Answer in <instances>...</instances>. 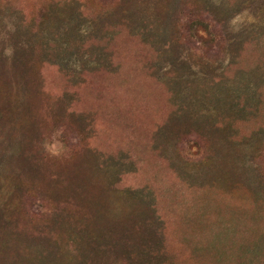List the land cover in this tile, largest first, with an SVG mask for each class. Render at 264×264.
<instances>
[{
	"label": "rangeland",
	"instance_id": "1",
	"mask_svg": "<svg viewBox=\"0 0 264 264\" xmlns=\"http://www.w3.org/2000/svg\"><path fill=\"white\" fill-rule=\"evenodd\" d=\"M0 264H264V0H0Z\"/></svg>",
	"mask_w": 264,
	"mask_h": 264
},
{
	"label": "trees",
	"instance_id": "2",
	"mask_svg": "<svg viewBox=\"0 0 264 264\" xmlns=\"http://www.w3.org/2000/svg\"><path fill=\"white\" fill-rule=\"evenodd\" d=\"M191 30L194 31V34L200 36V38H202L203 41H206V34L208 33L209 31V26L201 21H197V22H194L192 25H191ZM96 63V61H95ZM198 138V137H197ZM190 141V140H188ZM200 145V143H199Z\"/></svg>",
	"mask_w": 264,
	"mask_h": 264
}]
</instances>
